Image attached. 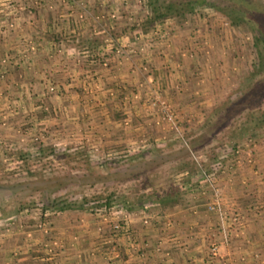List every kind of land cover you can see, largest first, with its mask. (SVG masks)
<instances>
[{"label":"rangeland","instance_id":"374dc122","mask_svg":"<svg viewBox=\"0 0 264 264\" xmlns=\"http://www.w3.org/2000/svg\"><path fill=\"white\" fill-rule=\"evenodd\" d=\"M164 1L170 4L168 11L163 6L155 10L149 0H104L101 2L104 10L95 22L100 35L114 31L108 37L114 43L110 53L115 59L114 65L130 64L129 68L139 75L134 83L124 82L114 87L122 104L116 103L118 110L112 119L117 121V134L129 138L126 143H106L103 131L89 124L80 136L74 129L60 132L39 121L37 124L29 122L20 130L21 135H29L27 139L12 141L10 134L0 141V238L15 234H25L24 239L32 238L36 231L35 249H43L49 255L41 258L43 252L40 253L34 264L56 262L48 260L54 256L47 241L50 239L48 223L58 210L43 208L45 197L79 200L96 194L108 195L110 204L105 207L95 211L71 210L101 215L106 223L104 232L114 238L117 234L112 232L113 222L124 219L128 222L134 213L145 215L147 210L159 205L145 201L141 206L130 208L129 204L140 201L142 194L151 196L168 186L176 188L179 199L165 206L198 202L205 212L216 218L209 236L200 245L206 254L200 264H264V255L257 253L250 258L241 254V257L235 256L243 242L245 222L240 212L232 208L233 204L226 201L227 193L223 188L224 180H234L233 172L243 160L242 156H246L242 165L257 171L252 152L255 145L264 142V115L250 118L246 111L250 97L257 92L261 94L259 109L264 114V72L256 74L260 49L255 39L256 27L264 31V18H258L259 10L264 13V0H202L193 8L187 6L191 0ZM95 3L96 0H15L7 4L10 12L6 17L14 20L15 25L13 28L2 25L0 39L21 28L15 15L22 11L29 13L45 6L53 9L65 5L81 22L88 19L82 15L85 4ZM243 9L252 12L239 14L240 18L236 19L238 11ZM68 21L74 26L78 24L71 17ZM29 44L22 51L28 58L35 51V46ZM151 56L173 61L176 69L169 66L165 71L175 73V77L181 66L179 59L188 60L185 76L181 73L180 79L174 78L180 88L195 96L184 95L175 102L159 91L151 92L146 78L147 73L154 72V66L137 63ZM109 60L107 54L102 53L92 57V62H97L96 67L100 69L109 68ZM210 76L216 80L210 81L212 94L206 100L210 102L206 109L198 112V104L205 98L197 96L205 92L204 77ZM58 79L59 76L51 80L50 93L59 89ZM257 80L260 87L251 91ZM87 90L89 97L85 107L89 110L93 93ZM244 94L247 95L245 101L230 107ZM144 104L150 108V120L139 108ZM163 104L172 112L173 121L167 119ZM38 109L37 116L49 114L43 103ZM214 110H230V116L226 120L223 114L215 133L207 139L199 138L200 125ZM4 118L5 124L10 123V113ZM138 154L141 157H136ZM109 164L113 167H108ZM196 170H201L202 176L193 182L191 177ZM208 205L214 208L209 209ZM191 248L186 245L184 251L188 253ZM26 256L20 262L26 261Z\"/></svg>","mask_w":264,"mask_h":264},{"label":"crops","instance_id":"0c3cea01","mask_svg":"<svg viewBox=\"0 0 264 264\" xmlns=\"http://www.w3.org/2000/svg\"><path fill=\"white\" fill-rule=\"evenodd\" d=\"M101 2L104 0L85 4L82 15L88 19L81 22L65 5L53 9L45 6L15 15L21 28L0 39V141L9 138L10 134L13 135L12 141L19 142V138L23 137L27 139L29 135H21L20 130L29 122L37 124L36 121L45 122L46 127L52 126L60 132L74 129L80 136H83L85 125L89 124L103 131L106 143L120 145L128 141L129 138L117 134V121L112 119L118 110L116 103L122 104L114 87H119V83H134L139 75L135 69H130V64L125 67L114 65L115 59L110 55L114 43L108 38L114 31L108 30L107 35H100L95 25L105 7L101 6ZM9 12L10 6L0 1V27ZM69 17L78 24L74 26L68 21ZM29 43L35 46V51L28 58L22 51ZM101 53L107 54L110 59L107 69H100L96 67L97 62H92V57ZM160 57L151 56L137 62L138 65L144 62L154 66V72L147 73L146 78L151 92L159 91L175 102L184 95L195 96L180 88L175 80L181 78V73L182 77L185 76L189 68L188 60L179 59L181 66L175 77V73L166 74L165 71L169 66L172 70L176 69L175 63L160 60ZM89 65L90 71L87 69ZM53 74L55 78L59 76L61 87L57 86L59 91L50 93L48 89ZM204 80L206 84L202 87L205 92L201 91L197 97L205 98V101L199 102L198 112L208 107L210 101L206 100L212 94L210 81L216 82L211 76L204 77ZM204 80L202 83H205ZM87 89L93 93L89 110L85 107L89 97ZM42 103L49 114L37 116ZM139 108L148 120L152 119L148 105ZM7 113H10L11 120L5 124ZM87 113L93 116L85 117ZM252 153L257 171L242 165L244 155L233 172L234 180L223 182L226 201L233 204L232 208L240 212L245 222L242 237L246 242L241 241L236 257H241L240 254L247 258L256 253L264 255V142L255 145ZM201 205L198 202L156 205L157 208L147 210L145 215L134 213L127 227L114 238L104 232L106 223L101 215L71 209L58 210L48 223L50 239L47 245L53 249L54 256L48 260H55V264H139L141 260L146 264H200L206 256L200 245L209 236V229L216 220ZM10 236L0 238V264H34L40 253L43 252L41 258L49 255L43 249H35L36 231L32 238L24 239L25 234ZM186 245L193 250L184 251ZM25 255L28 259L20 262ZM48 262L44 264H53Z\"/></svg>","mask_w":264,"mask_h":264},{"label":"trees","instance_id":"16d2710c","mask_svg":"<svg viewBox=\"0 0 264 264\" xmlns=\"http://www.w3.org/2000/svg\"><path fill=\"white\" fill-rule=\"evenodd\" d=\"M149 4L153 5V8L155 10H159L162 6L165 8V10L170 9V4H167L164 0H149ZM202 0H191L187 4L188 7L193 8L196 4L201 2ZM249 3V2H247ZM249 12H252V10L248 9H243L240 12L238 11V14H236L235 18H240L239 14H247ZM257 11V10H256ZM258 18L263 19L264 18V13L259 10L258 12ZM263 27H264V21H263ZM255 39L257 41V45L260 49V66L259 69L256 71V74L258 73H263L264 72V31L256 27L255 28ZM253 75V74H252ZM251 75V77H252ZM255 77V76H254ZM255 85V86H254ZM252 87L251 91H254L256 88L260 87V82L257 80L255 84ZM264 92V91H263ZM253 97L251 96L249 101L248 107L246 108L247 113L250 118H255L258 116H263V112L259 109L260 105V97L261 94H258L257 92H253ZM247 98V95H242L237 98L235 103L230 104V107L234 104L235 106H238L240 102L245 101ZM218 110H214L210 112L203 123L200 125V130H201V136L199 138L202 139H207L209 135L211 136L213 133H215V130L217 128V122L222 119V115L226 114L224 118L227 120L230 116L229 111L230 110H224L217 112ZM254 120V119H252ZM255 122V121H252ZM256 123V122H255ZM254 123V124H255ZM252 124V125H254ZM216 127V128H215ZM136 157H141V154L136 155ZM111 164V162H110ZM108 167H113L110 165ZM202 176V171L201 170H196V174H192L191 181H197L200 177ZM112 194V193H110ZM45 201H43L42 206L45 209H51V210H67V209H81V210H90V211H95L96 209H99L101 207H105L108 204H110V197L108 195H102V194H96L90 198L88 197H83L82 199L79 200H74L70 198H63V197H53L49 198L45 197ZM179 199V194L176 190L175 187L173 186H168L166 189L162 190V192H153L151 193V196H144L143 194L141 195V200L137 201L136 203L129 204L128 207H135V206H141L143 203L146 202H152V203H157V204H162V205H168L177 202ZM148 200V201H147ZM146 201V202H145ZM118 204V203H117Z\"/></svg>","mask_w":264,"mask_h":264},{"label":"built area","instance_id":"2783aa9c","mask_svg":"<svg viewBox=\"0 0 264 264\" xmlns=\"http://www.w3.org/2000/svg\"><path fill=\"white\" fill-rule=\"evenodd\" d=\"M3 1L6 4H13L15 2V0H3ZM3 25H5L8 28H13L14 25H15V21L7 18L5 20V23H3ZM164 33H166V32H164ZM162 109L166 112L167 119L169 121H173V116L171 114L172 112H170V109L167 106H165L164 104L162 106ZM208 208L209 209H213L214 206L213 205H208ZM111 225H112L111 226L112 232L114 234H117L118 232H121L122 230H124L127 227V221H126V219H124V220H121V221L113 222ZM139 264H144V262L140 261Z\"/></svg>","mask_w":264,"mask_h":264}]
</instances>
